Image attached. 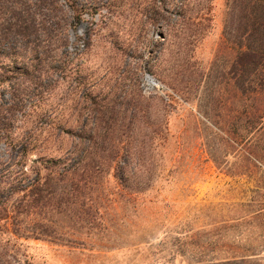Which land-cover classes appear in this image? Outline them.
<instances>
[{
	"label": "rangeland",
	"instance_id": "374dc122",
	"mask_svg": "<svg viewBox=\"0 0 264 264\" xmlns=\"http://www.w3.org/2000/svg\"><path fill=\"white\" fill-rule=\"evenodd\" d=\"M225 11L226 0L0 4L1 161L11 145L31 158L87 155L108 106V135L133 154L127 187L114 165L98 168L85 192L97 218L88 207L73 227L62 211L59 240L1 221L0 264H264V158L248 156L253 109L225 90ZM18 18L27 29L10 25Z\"/></svg>",
	"mask_w": 264,
	"mask_h": 264
},
{
	"label": "trees",
	"instance_id": "16d2710c",
	"mask_svg": "<svg viewBox=\"0 0 264 264\" xmlns=\"http://www.w3.org/2000/svg\"><path fill=\"white\" fill-rule=\"evenodd\" d=\"M8 1L0 0V4L3 6ZM11 15L14 17L15 14ZM10 25L21 30L23 27L27 29L28 23L18 18ZM218 51L220 55L229 57V78L224 83L225 90L231 92L233 102L247 101L253 109L258 138L251 141L248 156L250 161L261 163L260 158H264L261 148L264 145V0H226L223 37ZM107 108L110 110L105 108L102 112L110 118L99 128H91V132L98 131L99 135L93 137L91 134L88 143L80 139L81 145L87 144L82 148L88 147L87 155L81 153L72 159L31 158L26 153L20 154L16 146L11 145L7 161L0 159V173L5 168L8 170L7 176H0V222L4 221L19 236L59 240L62 233L58 229L61 220L58 216L62 211L66 217L61 221L73 227L88 224V218L81 215L90 212L88 207L93 211L90 212L93 214L91 222L97 218L98 205L95 200L88 205L85 192L87 185L97 184V178L101 176L98 168L104 164L114 165L112 176L127 187L123 180L127 178L133 154L127 143L108 135L114 128L109 119L113 118L116 110ZM205 118L210 121V117ZM210 125L214 123L211 121ZM3 130L6 126L0 120V132ZM226 133L228 141L238 142L230 135L229 127Z\"/></svg>",
	"mask_w": 264,
	"mask_h": 264
},
{
	"label": "water",
	"instance_id": "95a60500",
	"mask_svg": "<svg viewBox=\"0 0 264 264\" xmlns=\"http://www.w3.org/2000/svg\"><path fill=\"white\" fill-rule=\"evenodd\" d=\"M147 79H148L150 82L154 83V79H153L152 77H150L149 75H147Z\"/></svg>",
	"mask_w": 264,
	"mask_h": 264
}]
</instances>
